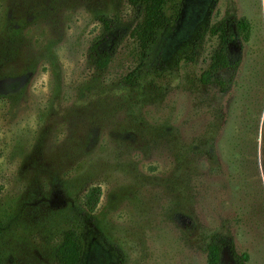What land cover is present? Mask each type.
Returning <instances> with one entry per match:
<instances>
[{"label": "rangeland", "instance_id": "374dc122", "mask_svg": "<svg viewBox=\"0 0 264 264\" xmlns=\"http://www.w3.org/2000/svg\"><path fill=\"white\" fill-rule=\"evenodd\" d=\"M229 11L252 34L222 92L201 76ZM167 12L141 58L128 0H0V264H56L86 194L99 235L84 264H115L100 235L122 264H208L218 231L264 264V0H167ZM100 14L115 39L104 69L89 56Z\"/></svg>", "mask_w": 264, "mask_h": 264}, {"label": "trees", "instance_id": "16d2710c", "mask_svg": "<svg viewBox=\"0 0 264 264\" xmlns=\"http://www.w3.org/2000/svg\"><path fill=\"white\" fill-rule=\"evenodd\" d=\"M128 1L133 7L138 8L141 14L130 31V36L136 41L141 58H145L160 34L171 25L174 15L167 12V0ZM98 19L102 23V31L92 42L89 56L96 68L104 69L111 61V48L102 46L113 37V18L100 14ZM207 30L202 29L197 36L202 39ZM210 31L218 36L219 43L211 56L208 68L202 73L201 81L204 84L218 86L222 92H228L238 79L244 60V48L251 38L252 25L247 16L229 11L210 28ZM111 41L115 42V39ZM134 74V71L130 72L126 80L132 83ZM86 197L83 204L85 208L78 207L79 221L64 229L60 235L54 252L56 264H84L91 241L99 235L93 226L96 219L92 213L94 199L89 194H86ZM99 240L115 257V264H122L119 246L106 237L102 240L101 235ZM225 249L229 251L233 264H246V254L238 250L235 237L222 231L213 233L207 244L208 264H225L223 258Z\"/></svg>", "mask_w": 264, "mask_h": 264}]
</instances>
